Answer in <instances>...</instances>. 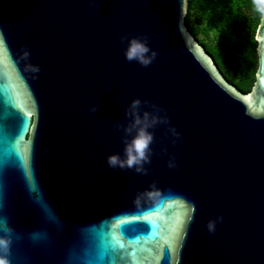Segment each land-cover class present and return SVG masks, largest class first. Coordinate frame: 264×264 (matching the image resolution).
Segmentation results:
<instances>
[{
	"label": "water",
	"instance_id": "95a60500",
	"mask_svg": "<svg viewBox=\"0 0 264 264\" xmlns=\"http://www.w3.org/2000/svg\"><path fill=\"white\" fill-rule=\"evenodd\" d=\"M186 11L187 0H0V236L12 264H83L110 241L124 245L118 264H264V15L243 93ZM125 35L147 37L148 66L124 58ZM133 98L167 117L149 129L145 174L106 164L123 157Z\"/></svg>",
	"mask_w": 264,
	"mask_h": 264
},
{
	"label": "trees",
	"instance_id": "16d2710c",
	"mask_svg": "<svg viewBox=\"0 0 264 264\" xmlns=\"http://www.w3.org/2000/svg\"><path fill=\"white\" fill-rule=\"evenodd\" d=\"M259 19L253 0H187L184 23L188 32L243 93L255 81Z\"/></svg>",
	"mask_w": 264,
	"mask_h": 264
},
{
	"label": "clouds",
	"instance_id": "9594fccd",
	"mask_svg": "<svg viewBox=\"0 0 264 264\" xmlns=\"http://www.w3.org/2000/svg\"><path fill=\"white\" fill-rule=\"evenodd\" d=\"M255 10L261 15H264V0H253ZM121 43L125 44L123 49L124 58L128 61H135L140 66H148L155 58L156 52L150 49L147 37L140 36H121ZM29 55L28 51L23 52V56L26 58ZM32 71L38 72L39 67L33 66ZM142 103H147V101H141L139 98H133L126 110L125 116H130L131 121L128 125L124 127L125 135L122 137L123 147V157L120 154L113 153L106 157V164L110 168L119 167L121 169L128 168L141 174H145L147 169L144 167L146 164L150 163L151 148L150 145L153 141V135L149 129L158 122H167V117H157L155 115H150L148 112H143L142 114L138 111ZM89 112L97 111L96 105L89 106ZM115 127L119 128L120 125L116 124ZM174 136L179 137V133L175 129H171ZM169 167H175L174 159L168 161ZM145 196H152L153 189H147L142 193ZM194 211V206H193ZM221 217H217L215 221H209L207 224L208 230L214 231L215 224L219 221ZM4 222L0 221V225ZM9 241L7 238L0 236V264H9L8 260V248Z\"/></svg>",
	"mask_w": 264,
	"mask_h": 264
},
{
	"label": "snow or ice",
	"instance_id": "6c2138e0",
	"mask_svg": "<svg viewBox=\"0 0 264 264\" xmlns=\"http://www.w3.org/2000/svg\"><path fill=\"white\" fill-rule=\"evenodd\" d=\"M19 156V153H16ZM25 174L27 175V169L25 170ZM125 223H131V221H126ZM121 225V230H122ZM11 253L8 250V260L9 264H12V261L9 259ZM125 255L124 245L121 242L110 241L102 246L94 253H90V258L83 262V264H118V258L121 262H123V257ZM136 264V262H133Z\"/></svg>",
	"mask_w": 264,
	"mask_h": 264
},
{
	"label": "rangeland",
	"instance_id": "374dc122",
	"mask_svg": "<svg viewBox=\"0 0 264 264\" xmlns=\"http://www.w3.org/2000/svg\"><path fill=\"white\" fill-rule=\"evenodd\" d=\"M226 76V75H225ZM224 76V77H225ZM226 79L230 82V83H232L233 85H234V82H232V81H230V79L226 76ZM235 86V85H234Z\"/></svg>",
	"mask_w": 264,
	"mask_h": 264
}]
</instances>
